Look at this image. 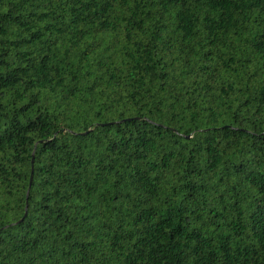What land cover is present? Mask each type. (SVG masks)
<instances>
[{"label":"trees","instance_id":"trees-1","mask_svg":"<svg viewBox=\"0 0 264 264\" xmlns=\"http://www.w3.org/2000/svg\"><path fill=\"white\" fill-rule=\"evenodd\" d=\"M0 264H264V0H0Z\"/></svg>","mask_w":264,"mask_h":264}]
</instances>
